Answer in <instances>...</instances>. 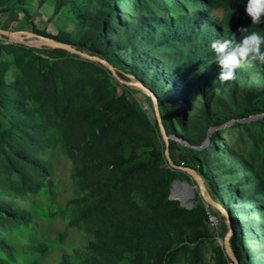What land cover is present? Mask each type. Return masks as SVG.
<instances>
[{
  "label": "trees",
  "instance_id": "trees-1",
  "mask_svg": "<svg viewBox=\"0 0 264 264\" xmlns=\"http://www.w3.org/2000/svg\"><path fill=\"white\" fill-rule=\"evenodd\" d=\"M24 1L0 0V15L17 9L24 10L20 8L24 5ZM95 1L98 9L94 12L89 11L93 0H53L52 2L54 16L63 15L68 23L78 24L81 27H86L88 22L90 32L83 38L68 36L62 32L54 36L37 29L32 32L69 45L90 57L106 60L126 81H131L127 74L133 73L132 75L146 87L150 84L151 87L148 88L158 98L159 112L167 135L171 136L179 129L185 142L191 147H200L207 140L209 129L223 127L231 121L264 115V63L257 60L251 66L242 65L237 69L236 78L229 87L231 81L222 84L218 80L221 68L215 62L214 53L210 49L211 42L216 39L232 38L235 34L239 40L240 34L237 29L240 26L250 27V30L264 35V23L251 25V20L246 15L247 0ZM43 2L44 0H40V3L44 4ZM106 34H110L113 39H107ZM10 45L17 51L15 62L20 73L29 83L31 81L28 77H34L40 90L33 91L27 96L26 89L21 86L19 80L15 83L12 92L4 91L0 65V229L4 231V235L0 237V264H41L54 247L64 243L67 238L66 231L59 233L55 242L38 240L34 224L36 217L45 223L61 220L68 228L80 227L89 233L103 224L102 218H96L98 207L94 211L87 209L79 218L73 219L72 204L68 203L62 207L56 202L54 197L56 188L50 166L43 159L50 149L55 150L57 149L55 146H59L63 150L64 146V141L49 130L46 124L48 117L44 115L50 113L53 117L54 114L59 113L66 99L72 95H80L84 85L88 87L86 95L88 106L77 111L73 121L76 127L69 131L67 140L76 146L78 154H81L78 157L93 166L94 162L91 161V157L95 158L93 143L101 139L103 153L100 162L105 163L104 168L111 167L114 172H119L118 177L109 175L110 193H107V188L101 185L100 199L95 206L145 205V217L151 214L154 222L151 224L144 217L143 228L138 226L135 232L147 237L151 231H157L160 224L161 238L158 239L163 243L164 252L161 264H172L173 257L181 250L186 234H191V239L194 241L208 238L200 230L206 226L205 224L208 225L205 207L189 212L183 210L179 203L168 199V187L172 181L183 178L188 183L197 185L188 175L170 166L168 170L163 171L153 168L152 165L155 163L165 161L164 153L151 151L140 144L141 135L138 130L144 133L147 128L145 126L152 127L160 135L152 99L148 95L143 93V101H146L151 111V114L146 115L138 102L127 96L128 93L141 91L133 90L117 81L101 64L83 60L63 51L49 50L47 47ZM143 45L153 48L152 51L144 50V52L155 55V58H159L160 50H165L162 56L166 60L165 63L174 65L170 70L174 73L167 71L165 75L174 74L182 84L188 83L194 86L201 95V101L186 97L187 94L179 96L174 94L172 89L163 87L154 70L142 74L143 69H140L141 62L137 52ZM126 49L128 54L132 55V60L126 61L118 55V52H125ZM148 59L153 60L151 56ZM59 61L72 62L77 72L70 74L61 72L57 66ZM129 68L133 69L132 73ZM91 70L103 73L104 77L97 79L89 74ZM106 74L113 78L105 79ZM250 75L258 79L255 78V85L252 87L247 82ZM114 83L123 88V94H118L117 87L112 89L111 84ZM240 84L243 85L242 90L248 91L241 102L230 92L229 101L221 100L214 93L218 85L227 87L225 90L227 92L228 89L232 92H241V89H236ZM213 97L224 103L217 105L216 110L211 106ZM32 103L39 106L40 122L32 111ZM260 124L264 126V118ZM201 125L203 128H200L195 136L194 129ZM234 126L239 127L238 124ZM218 137V134H215L209 138L216 158L222 156L217 150ZM159 139L161 140V136ZM176 146V142H170L171 149ZM193 150L182 148L183 155L179 156L178 161L174 158V162L178 166H181V163L183 166L187 164L186 169H191L202 177L208 194L230 212L234 229L230 244L239 263L258 264L254 261V252H243L244 236L249 228L241 219V212L232 214L224 201L226 191L224 192L217 184L216 173L222 171L223 176L227 178L236 177L237 171L229 164L219 166L220 161L208 164L202 160L206 167L204 172L199 153ZM248 169L254 177L252 182L255 184L256 194L264 199V170L259 172L254 167ZM80 171L82 182L88 184L89 174L83 169ZM250 181L246 179V182ZM138 187H141L140 192L145 196L141 203L133 197V192ZM38 192L41 194L40 198H36ZM232 193L236 195L237 200L248 201L238 191L232 190ZM2 196L5 198L2 199ZM112 198H115L114 202L111 201ZM7 199L11 201L10 204L7 203ZM19 199L30 204L34 215L18 206ZM198 199L203 200L200 193ZM216 212L222 216L220 212ZM256 212L264 214V208L251 214ZM96 219H99L98 223ZM21 230L24 231L20 233ZM10 232L18 236L28 233L26 240L22 242L23 248L6 238ZM225 236L222 237L223 241ZM122 238L115 239L114 235L105 231L101 236L102 242L99 240V243L103 246L114 239L115 243H120ZM218 254L222 264L231 262L223 242L222 245H218ZM61 263L96 264L95 260L90 262L80 252H76L74 257L63 256Z\"/></svg>",
  "mask_w": 264,
  "mask_h": 264
},
{
  "label": "rangeland",
  "instance_id": "rangeland-1",
  "mask_svg": "<svg viewBox=\"0 0 264 264\" xmlns=\"http://www.w3.org/2000/svg\"><path fill=\"white\" fill-rule=\"evenodd\" d=\"M52 2L53 0H44V4H42L40 0H25L24 5L20 7L24 8V10L17 9L10 13L0 15V28L9 31L27 32H32L37 29L39 31H46L48 34L54 36L62 32L68 36H78L79 38H83L90 32L88 29V22H86V27H81L78 24L74 25L73 23H68L63 15L54 16ZM97 5V1L93 0L89 11L94 12L97 10ZM86 17H88V14ZM105 37L107 39H113L110 34H106ZM24 42L31 45L38 43L34 39H25ZM10 44L15 43H7L5 38H0V46L4 47H0V65L4 82L3 90L12 92L15 88V83L20 80L21 86L26 89L27 96L32 94L33 91H39L40 87L36 84L37 80L34 77H28L31 81L29 83L20 73L15 62L16 56L18 55L17 51H15ZM142 49L139 48L137 52V57H139V61L141 62L140 69H143L141 72L142 74L149 70H154L159 76L157 77L159 83H163V87L172 89L173 93L179 94V96H183V94L186 96L187 94L188 96L186 97H191V99L198 102L201 101V95L194 89V86L188 83L186 85L182 84L174 74L167 73L165 75L167 71L174 73L170 71L174 65L171 64L170 66L166 64L165 58L162 57L165 54V50H160L158 53L159 58H155V55H148V52H144V50L152 51L153 48H151V46L143 45ZM118 53V55L126 61L132 60L133 58L132 55L128 54L129 52L127 49L125 52ZM149 56H151L153 60H149ZM57 66L60 71L64 73L67 72L70 74L77 72L74 64L70 61H59L57 62ZM129 71L131 72L133 69L129 68ZM89 74L95 76L97 79L104 77L103 73H98L94 70H91ZM132 74H127V76L132 81H137L138 78ZM252 74L256 73L252 72ZM107 78L113 77L106 74L105 79ZM255 78L257 79L256 76L250 75L247 81L249 86L252 87L255 85ZM163 81L166 82L164 83ZM232 84L233 81H231L229 87H231ZM111 86L112 89L117 87L119 95L124 93L123 88L116 83L111 84ZM147 86L149 88L151 87L150 84ZM239 86L240 87L237 86L236 89H241V92H232L230 89H228L229 91L227 92L225 91L227 87L218 85L214 93L218 98H221V100L229 101L230 96L234 95L238 101L241 102L245 95L248 94V91L242 90L243 85L240 84ZM132 89L140 91L136 88ZM87 92L88 87L84 85L80 95H72L66 99L59 113L54 114L53 117L50 113L44 115V117H48V123L46 124L49 130L53 131L52 134H54V136L64 141V146L63 150L59 146H55V148H57L55 150L50 149L43 159L45 163L50 166V173L56 188L54 192L56 202L62 207L71 203V216L73 219L75 217L79 218L80 214L87 209H92V211H94L98 207L99 210L96 214V218H102L103 224L99 225L98 229H94V232L89 233L80 227L68 228L61 220L45 223L36 217L34 220L35 233L40 241L51 240L55 242L59 233L64 231L67 232V238L64 243L54 247L41 264H62L61 261L63 256L74 257L76 252L82 253L90 262L95 260L96 264H161L164 258V252L163 243L159 242L161 238L160 224L157 227V231H151L147 237H143L135 232L136 227L141 226V228H143L144 225L142 224L145 219L150 221L151 224L154 222V217L151 214H147V217H145V205L119 204L95 206L100 199V191L102 190L101 185H103V188H107V193H110L109 175L118 177L119 172H114V169L111 167L104 168L105 163L100 162L103 153L101 139L93 143L95 150V158L93 159L91 157V161L94 162L93 166H90L87 162L80 159L78 156L81 154H78L74 143L71 141L69 143L67 140L69 131L76 127L73 121L78 113L77 111L88 106V96L86 97ZM229 92L231 95L228 94ZM127 96L129 99H135V101L138 102L144 114H151L148 104H146V101H143L144 96L142 91L134 94L128 93ZM13 97H15V95H13ZM26 103L31 104V102ZM223 104L222 101H218L216 97H213L211 105L213 110H216L217 105ZM32 111H34L36 119L40 122L41 115H39V106L37 104L32 103ZM261 120H263V117H250L245 120L231 121L220 128L209 129L206 139L218 134L219 137L216 143L217 146H219L217 150L222 155L221 157H215L211 148V143H206V140L200 147H195L197 149L193 150L199 153V160L201 161L204 172L206 168L205 163L211 164L215 161H220L219 166L229 164L237 171L236 177L229 176L227 178L223 176L224 173L222 174V171L216 173L218 174L216 175L217 184L224 192L226 191L224 193V201L228 204L227 207L231 210L232 214L237 211L241 212V219L245 222L246 227L249 228V230H246V236H244L245 248L243 252H254V261L258 264H264V214H260V212L251 213L260 208H264V199L256 194L254 190L255 184L252 182L253 174L248 168L254 167L259 172H263L264 170V126L260 124ZM234 124H238L239 127H235ZM145 127L147 128L144 133L138 130L141 135L139 140L141 146L147 147L151 151L164 153L165 145L162 138L161 140L159 139V133L154 131L150 126ZM200 128H203L202 125L194 129L195 136L198 134ZM181 135L178 129L175 134L170 136V142H176L177 144L174 149L170 148L169 151L173 161L174 158L178 161L179 156L183 155V153H181L182 148H190ZM202 160H204L205 163ZM181 166H183L182 163ZM187 166L188 165L185 164L182 168L186 169ZM152 167L160 171L170 168L166 159L165 161L155 163ZM80 169H83L89 174L90 179L88 184L82 182L80 178ZM246 179L251 181L246 182ZM140 190L141 187H138L135 188L133 192V197L139 203L145 198ZM177 190H179V192ZM232 190H234V192L238 191L243 197L247 198L248 201L244 202L237 200ZM178 193L187 195L184 201L178 200ZM198 193H200L198 188L188 183L183 178H179L174 182L172 181L168 187L169 201L179 203L183 210L189 212H193L201 207H206L204 201L198 199ZM40 197L41 194L38 192L36 198ZM4 198L5 197L2 196V199ZM251 198L252 200H250ZM18 201V206L21 209L29 211L34 215L29 203L22 202L21 199ZM111 201L114 202L115 198H112ZM7 203L10 204L11 201L7 199ZM216 216L219 217L221 222L220 229L216 231L205 224L206 226L200 230H202L208 238L201 241H194L191 239V234H186L184 236V242L181 244V250H179V254L173 257L171 261L172 264H222L218 254L219 243L215 239V236H221L222 238L228 233L229 226L223 216L218 215L217 212ZM96 222L98 223L99 219H96ZM23 231L24 230H21L20 233ZM105 231L114 235L115 239L119 237L123 238L120 243H115L114 239L109 240L102 246L99 240L101 241V236ZM3 235L4 231L0 229V237ZM27 235V232L24 236H18V234L16 235L10 232L7 234L6 238L16 242V244L23 248L22 242L26 240ZM253 238H256V240H253ZM250 263L251 262H247L246 264Z\"/></svg>",
  "mask_w": 264,
  "mask_h": 264
},
{
  "label": "water",
  "instance_id": "water-1",
  "mask_svg": "<svg viewBox=\"0 0 264 264\" xmlns=\"http://www.w3.org/2000/svg\"><path fill=\"white\" fill-rule=\"evenodd\" d=\"M0 38L9 39V40L13 41L15 44H20V45L24 44V45H27L28 47H37V48L47 47V49H49V50L63 51V52L69 53L70 55L78 56V57L82 58L83 60L93 62L96 64H101L106 70H108L116 78L117 81L121 82L123 85H126V86L131 87V88H136V89L142 91L143 93L147 94L152 99L153 109H154L155 117H156V120L158 123L160 136H161L163 143L165 145V152H164L165 159L167 160L169 166L172 169L179 170V171L185 173L186 175H188L193 180L194 184L197 185L196 187L198 188V190L200 192V196L202 197L204 203L209 205L211 208L215 209L216 211L220 212L222 214V216L226 219L228 226H229V233H227L225 238H224L223 246H224L225 252H226L228 258L231 260V262H233L235 264H240L239 261L237 260L236 256H235V254L231 248V244H230V239L233 235V230H234L232 227V217H231L230 212L227 209H225L221 204L214 201L213 198L208 194L207 188L205 186V183H204V180L202 177H200L195 171H193L191 169L182 168L181 166H178L176 163H174V161L172 160V158L169 154L171 137L169 135H167L166 130L163 126L161 115L159 112L158 98L148 87H146L144 85V83H142L139 80H137V81H132V80L126 81L120 77L118 71H116V69L110 63H108L106 60H103L101 58L90 57L88 55H85L83 53H80V52L74 50L69 45L58 43V42L52 40L51 38L41 36V35L34 33V32L9 31V30H4V29L0 28ZM25 39H34L40 43L32 44V45L27 44L24 42ZM261 117L264 118V115ZM208 142H209V137L206 140V143H208ZM187 145H188V147H190V149H194V150L197 149V148L191 147V145H189L188 143H187Z\"/></svg>",
  "mask_w": 264,
  "mask_h": 264
},
{
  "label": "clouds",
  "instance_id": "clouds-1",
  "mask_svg": "<svg viewBox=\"0 0 264 264\" xmlns=\"http://www.w3.org/2000/svg\"><path fill=\"white\" fill-rule=\"evenodd\" d=\"M245 12L251 25L264 23V0H247ZM237 32L239 40L233 34L232 38L216 39L210 44L215 62L221 68L218 80L222 84L234 80L242 65L251 66L257 60L264 63V35L245 26H240Z\"/></svg>",
  "mask_w": 264,
  "mask_h": 264
},
{
  "label": "built area",
  "instance_id": "built-area-1",
  "mask_svg": "<svg viewBox=\"0 0 264 264\" xmlns=\"http://www.w3.org/2000/svg\"><path fill=\"white\" fill-rule=\"evenodd\" d=\"M6 40H7V43L13 42V41H11L9 39H6ZM205 206H206L205 209H206L207 216H208V225H209V227H211V229L216 230V231L219 230L221 222H220L219 217L216 216V211H214L213 208H211L207 204H205ZM216 240L218 241L219 245H222L221 236L216 237ZM230 264H232V263L230 262Z\"/></svg>",
  "mask_w": 264,
  "mask_h": 264
},
{
  "label": "bare ground",
  "instance_id": "bare-ground-1",
  "mask_svg": "<svg viewBox=\"0 0 264 264\" xmlns=\"http://www.w3.org/2000/svg\"><path fill=\"white\" fill-rule=\"evenodd\" d=\"M38 43H40V42H38ZM177 191L179 192V190H177ZM177 191H176V193H177ZM178 194H179L178 200L184 201L187 195H185L184 193L183 194L178 193Z\"/></svg>",
  "mask_w": 264,
  "mask_h": 264
}]
</instances>
